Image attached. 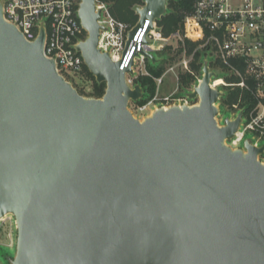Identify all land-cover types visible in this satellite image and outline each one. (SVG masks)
Here are the masks:
<instances>
[{
    "label": "water",
    "instance_id": "water-1",
    "mask_svg": "<svg viewBox=\"0 0 264 264\" xmlns=\"http://www.w3.org/2000/svg\"><path fill=\"white\" fill-rule=\"evenodd\" d=\"M172 0H145L120 61L99 49L96 0H81L78 45L100 99L82 96L44 54L42 26L28 42L0 3V220L16 221L10 264H264V164L258 147L227 144L235 119L218 118L224 92L209 62L190 100L141 121L129 105L136 59ZM146 21L150 26L145 29ZM140 41H135V39Z\"/></svg>",
    "mask_w": 264,
    "mask_h": 264
},
{
    "label": "built area",
    "instance_id": "built-area-1",
    "mask_svg": "<svg viewBox=\"0 0 264 264\" xmlns=\"http://www.w3.org/2000/svg\"><path fill=\"white\" fill-rule=\"evenodd\" d=\"M107 1L96 0L97 11L101 12L99 24L103 28L98 47L102 52L109 53L114 61H120L129 33L138 22L129 25L117 20ZM1 2L5 20L15 25L28 42H35L42 26L45 28V56L55 61L58 73L78 92L83 90L90 93L91 83L87 76L89 69L82 53L77 49L88 38V32L79 18L81 0H0ZM149 26L150 21H146L145 29ZM147 40L152 53L162 50L173 40L184 47L190 41L198 44L199 50H205L212 59L209 62L210 70L216 74L211 82L212 87L220 91L224 88H239L242 92H249L255 102L251 109L247 106L240 107L241 100L231 106L234 111L231 119H235L239 112L244 115L239 131L227 144L234 149L242 148L244 141L249 138L258 147L264 145V0H193V10L185 16L180 30L165 37L158 21H155ZM135 41L141 43L137 37ZM136 60H140L146 67L147 59L143 56ZM190 63V60L181 63L187 73H191ZM212 67L221 70H213ZM142 75L152 77L147 70ZM164 77L165 74L161 78L152 77L158 90ZM196 78L197 82L191 92L202 81V78ZM230 78L235 81H230ZM219 81L222 84H217ZM127 82L132 88L136 85L133 78L127 77ZM173 95L163 100L155 96L143 104L132 102L134 111L144 115L159 108L195 106L200 101L199 98L190 100L187 95L174 99ZM224 119L218 118L219 125L223 124ZM258 159L264 164V154ZM4 231L11 242L8 247H14L16 221L12 215L0 220V234Z\"/></svg>",
    "mask_w": 264,
    "mask_h": 264
},
{
    "label": "rangeland",
    "instance_id": "rangeland-1",
    "mask_svg": "<svg viewBox=\"0 0 264 264\" xmlns=\"http://www.w3.org/2000/svg\"><path fill=\"white\" fill-rule=\"evenodd\" d=\"M107 2H108V5H109V8L111 10L112 15L117 20L128 23L129 25H134L133 23L136 24L139 21V16L136 12V9L142 7V5H137V6L135 5L132 7L131 11H129L127 9L126 5H124V3L121 0H108ZM168 12H171L169 7H168L167 14H168ZM169 36H165V37H169ZM185 49H186V53H185ZM196 49L198 50L199 46H197ZM200 51L204 52V50H202V49ZM194 53L195 52H193V54L188 53L187 42H186V45L184 47L183 44H179L176 40L171 41L168 45H165V47L162 50L154 53V55L157 57V59L160 60V62H161L160 64L165 67V73H164L165 77L163 80V84L161 85L159 90H158V86H157L156 93L153 97L156 96L159 100H163L164 98L174 94L173 98L177 99V98L185 97L188 93L191 92V88L193 87V85L197 81H195L191 85L190 88H183L181 81H180V77L182 74H186L187 71L185 70L184 66L181 65V63L184 60H190L191 63H193ZM172 57L174 59L169 60V58H172ZM211 60L212 59L209 55L203 56L204 63L206 61L210 62ZM212 69L217 70V71L221 70L218 67L216 69H215V67H212ZM133 70H134V74L132 76L128 75L127 77L133 78L135 80V84H136V81L139 80L140 77L145 76V75H142V73L145 72L146 67L144 64H142L140 62V60H136V63L133 67ZM219 76H221V75L219 74ZM197 77L202 78V72ZM236 89L237 88H224L222 91L224 92L225 96H227V94L235 91ZM83 94L85 97L89 96L88 95L89 93L84 92ZM148 97H149V94H147V92H144V98L142 100H144V99L146 100V99H148ZM152 98H150V99H152ZM221 100L218 103V107L221 110V116L220 117H223V118L231 117L232 113L234 112L232 107L227 106V105H223ZM157 103H160V102H157ZM129 109L131 111H133L135 113V117H137L141 121H143V120H145V118L151 116L154 112L153 111L151 113L150 111H148L144 115H139L134 111V105L132 104V102L129 105ZM248 137H250V135ZM10 243L11 242L7 236V232L4 231L3 233H1L0 234V264H10L9 258L14 257V255H15L16 238H15V246L14 247H8ZM2 254H7L8 257L4 258L2 256Z\"/></svg>",
    "mask_w": 264,
    "mask_h": 264
},
{
    "label": "trees",
    "instance_id": "trees-1",
    "mask_svg": "<svg viewBox=\"0 0 264 264\" xmlns=\"http://www.w3.org/2000/svg\"><path fill=\"white\" fill-rule=\"evenodd\" d=\"M124 5H126L127 9L131 11L133 6L144 5L145 0H121ZM169 9L171 12H168L165 16H163L160 20H158L159 26L163 29L162 32L165 36H169L178 30H180L183 26L185 16L193 10V0H172L169 5ZM135 24V23H133ZM188 53H194V61L190 65L191 73L182 74L180 77L181 84L183 88H190L191 85L196 81V76L200 75L203 66V56L208 55V53L204 50H197L198 44L192 43L190 41L187 42ZM174 58H169V60H173ZM160 60L157 63H153L150 60L146 61V70L152 75L154 78H161L165 73V67L160 64ZM88 81L91 83V92L88 94V97L100 99L102 98L107 89V85L105 83H98L96 78L92 75L90 71H88ZM149 76H142L139 80L136 81V84H140L144 92L149 94L148 99L140 100L137 103L143 104L150 98H152L157 89V85L155 80ZM230 81H235L233 78L229 79ZM81 95H84V91H79ZM86 93V92H85ZM241 100V107L247 106L248 109L254 105V100L252 95L245 91L242 92L241 89L237 88L235 91L230 92L222 98L221 102L223 105L232 106L234 104L239 103ZM4 258H7V254H2Z\"/></svg>",
    "mask_w": 264,
    "mask_h": 264
},
{
    "label": "bare ground",
    "instance_id": "bare-ground-1",
    "mask_svg": "<svg viewBox=\"0 0 264 264\" xmlns=\"http://www.w3.org/2000/svg\"><path fill=\"white\" fill-rule=\"evenodd\" d=\"M217 84H222V81H219Z\"/></svg>",
    "mask_w": 264,
    "mask_h": 264
}]
</instances>
